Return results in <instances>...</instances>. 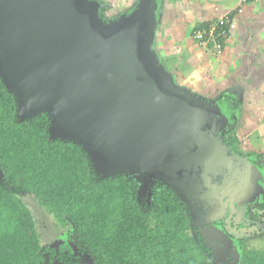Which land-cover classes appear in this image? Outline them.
Returning <instances> with one entry per match:
<instances>
[{
  "label": "water",
  "instance_id": "water-1",
  "mask_svg": "<svg viewBox=\"0 0 264 264\" xmlns=\"http://www.w3.org/2000/svg\"><path fill=\"white\" fill-rule=\"evenodd\" d=\"M99 3L0 0V77L20 113L46 112L52 132L80 143L101 172L133 175L143 193L168 184L199 224L218 215L209 199L235 209L231 196L214 195L219 187L263 188L264 165L225 142L227 101L193 94L161 68L156 0L108 23ZM63 242L71 243L66 233Z\"/></svg>",
  "mask_w": 264,
  "mask_h": 264
},
{
  "label": "trees",
  "instance_id": "trees-1",
  "mask_svg": "<svg viewBox=\"0 0 264 264\" xmlns=\"http://www.w3.org/2000/svg\"><path fill=\"white\" fill-rule=\"evenodd\" d=\"M223 137L235 150L232 122ZM26 196L71 243H41ZM239 242L235 264H264V249ZM214 251L171 186L157 180L143 193L133 175L101 172L80 143L51 131L46 112L23 116L0 77V264H216Z\"/></svg>",
  "mask_w": 264,
  "mask_h": 264
},
{
  "label": "crops",
  "instance_id": "crops-1",
  "mask_svg": "<svg viewBox=\"0 0 264 264\" xmlns=\"http://www.w3.org/2000/svg\"><path fill=\"white\" fill-rule=\"evenodd\" d=\"M122 1L123 12L132 11L139 2ZM155 9L152 48L161 68L176 85L234 106L235 150L263 166L264 0H156ZM227 17L235 27L229 28L221 54L210 43L201 45L192 39L200 26Z\"/></svg>",
  "mask_w": 264,
  "mask_h": 264
},
{
  "label": "flooded vegetation",
  "instance_id": "flooded-vegetation-1",
  "mask_svg": "<svg viewBox=\"0 0 264 264\" xmlns=\"http://www.w3.org/2000/svg\"><path fill=\"white\" fill-rule=\"evenodd\" d=\"M234 152L239 153L237 151ZM239 154L243 157L248 156L252 158L251 155ZM248 162L250 163V161ZM249 184H251V182ZM249 184L243 188L244 190L242 192L238 191L239 193H237V188H234L233 191L226 189L223 190L220 187L215 190L216 192L214 195H220L224 202H226L227 198L231 196L235 206L234 210H232L229 205H225L222 202L220 203V201L218 202L214 199L211 201L210 199L208 200V203L210 204L209 210L216 211L218 215L214 219H211L210 222H203L201 225L204 227V230L205 228L210 230L213 237L212 242L216 251V255H212L211 257L213 263L222 264V261H227L228 257L232 255H234L233 260L236 262L237 260L235 257L238 255L239 258V241L243 240V237L246 236L255 239L258 237H264V207L261 208L259 205H256L252 206L249 210L243 211L240 207V198L242 200L244 198L247 199L250 192L246 191H250V187L253 186H250ZM210 192L211 190L206 193V196H208L207 194ZM226 264L228 263L226 262Z\"/></svg>",
  "mask_w": 264,
  "mask_h": 264
},
{
  "label": "rangeland",
  "instance_id": "rangeland-1",
  "mask_svg": "<svg viewBox=\"0 0 264 264\" xmlns=\"http://www.w3.org/2000/svg\"><path fill=\"white\" fill-rule=\"evenodd\" d=\"M99 4H100L99 11H98L99 16L104 22H107V23L116 20L117 18L114 19L112 17L114 15L121 16V14H123V11L126 9V5H124L122 0H101ZM101 6L104 7L103 10H101ZM124 14H126V12ZM156 56H157V53H156ZM263 183L264 181H262V184ZM253 186H254V183H253ZM253 186L250 187V191H246V192H250L247 196V199L244 198L242 200L240 198V202H241L240 207L242 211L249 210L251 209L252 206H256V205L261 206V208L264 207V187L257 188L256 186L255 187ZM22 200L31 212L36 231L40 235L41 243H47L64 234L66 230L63 227H61V225L57 224V222L55 221L52 215L48 214L46 211H44V209L39 207L36 201L32 197L30 196L22 197ZM243 239H244V244L246 245V248L264 249V237L262 238L258 237L255 239L252 237L249 238L245 236L243 237ZM240 250H239V254L241 253ZM85 256L86 255H84L83 257L86 258ZM235 259L237 260L238 257H236ZM85 260H88V259H85ZM226 262L228 264H231L235 261L229 260L228 258L227 261H222V264H226Z\"/></svg>",
  "mask_w": 264,
  "mask_h": 264
},
{
  "label": "built area",
  "instance_id": "built-area-1",
  "mask_svg": "<svg viewBox=\"0 0 264 264\" xmlns=\"http://www.w3.org/2000/svg\"><path fill=\"white\" fill-rule=\"evenodd\" d=\"M241 1L246 2L248 0ZM234 27L235 21L228 17L222 18L194 30L192 39L201 45L210 43L216 53L221 54L223 51V41L230 36L229 28Z\"/></svg>",
  "mask_w": 264,
  "mask_h": 264
}]
</instances>
